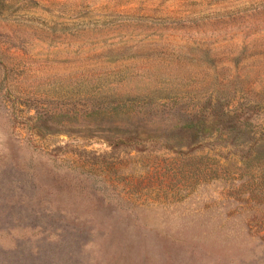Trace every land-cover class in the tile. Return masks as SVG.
<instances>
[{
  "label": "rangeland",
  "instance_id": "rangeland-1",
  "mask_svg": "<svg viewBox=\"0 0 264 264\" xmlns=\"http://www.w3.org/2000/svg\"><path fill=\"white\" fill-rule=\"evenodd\" d=\"M0 264H264V0H0Z\"/></svg>",
  "mask_w": 264,
  "mask_h": 264
},
{
  "label": "trees",
  "instance_id": "trees-1",
  "mask_svg": "<svg viewBox=\"0 0 264 264\" xmlns=\"http://www.w3.org/2000/svg\"><path fill=\"white\" fill-rule=\"evenodd\" d=\"M136 100L134 99V103ZM125 103V102H123ZM121 104V103H119ZM236 110L227 109L225 112H222L220 116L214 113H208L207 115H194L188 119L181 120L182 124L179 126V130L185 131L188 135L186 136L188 144L182 146L187 152L190 153L196 149H199L197 146L198 142H200L203 133L209 130L210 126L213 127H221L225 131L232 130L238 125L239 116L236 115ZM140 134L146 136L147 141L154 142L158 139V135L156 132H152L147 129L144 132L139 131V129H134V145L141 142ZM119 143H122L121 140H117ZM117 142V144H118ZM173 153L183 154L180 148L168 147ZM262 155V154H260ZM243 158V156H241Z\"/></svg>",
  "mask_w": 264,
  "mask_h": 264
}]
</instances>
